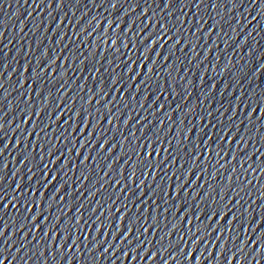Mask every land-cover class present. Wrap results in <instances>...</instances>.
<instances>
[{"label": "snow or ice", "instance_id": "obj_1", "mask_svg": "<svg viewBox=\"0 0 264 264\" xmlns=\"http://www.w3.org/2000/svg\"><path fill=\"white\" fill-rule=\"evenodd\" d=\"M32 5L61 14L53 18V35L56 47H63L57 53L51 43L41 49L38 41L40 55L34 57L33 66V60L27 58L33 55L29 46L15 85L14 90H19L15 101L8 99L10 93L5 88L11 80V75L4 79L9 66L0 63V264H85L81 245L89 257L97 253L87 264H116V252L121 253V264L129 257L136 261L137 253L141 260L147 258L148 264H192L193 260L202 264L204 254L195 253L197 245L206 240L205 248L219 245L215 253L204 257L208 264H264V50L258 52L254 63L255 44L246 54L247 62L243 56L235 63L229 57L221 67L217 59L212 71L219 67L222 74H228V82L220 84L209 76L211 83L206 85L201 78L195 89L202 95L191 106H186V101L192 96L188 90L192 81L177 88L180 81L170 76L181 57L189 64L197 60L196 48L201 42L207 45L212 40L218 47L216 40L229 32L235 42L252 23L243 21L253 7L258 6L257 15L264 17V0H251L248 7H244L245 0H32ZM126 6L125 12L117 14ZM81 8L85 11L77 17L76 10ZM100 8L108 15H93L81 25L89 11ZM137 9L139 14L126 22ZM69 15L79 31L73 30L65 43L67 32L61 33L60 26ZM52 23L50 19L45 32ZM260 23L234 52L243 50ZM21 25L23 31V22ZM224 45L227 54L229 41ZM6 49L7 44L0 47L4 53L0 60L7 61ZM204 51L206 60L212 47ZM203 63L194 66L200 68ZM70 70L87 72L91 86L87 77L83 84L69 86ZM12 71L17 68L13 66ZM72 87L79 91L68 98ZM182 93L173 107L172 101ZM137 95H141L140 109L152 97L148 107L153 119L144 116L133 124L127 110ZM78 98L82 101L79 107ZM218 100L220 107L214 112L197 113L198 105L211 109ZM181 112L176 124L173 115ZM157 113L164 119L157 121ZM189 116L197 124L182 131ZM121 124L123 129L131 125L127 135ZM173 128L175 135L169 136ZM17 132L13 143L11 136ZM249 143L252 152H248ZM10 145L21 167L6 179L4 154ZM202 178L203 184L199 183ZM253 180L259 185V195L249 204L241 193L251 197ZM241 201L248 206L244 208ZM253 205L259 209L255 215ZM161 231L163 235L156 240ZM18 233L19 241L13 239ZM173 233L178 235L174 242ZM134 234L136 240L149 238L136 244L131 239ZM101 235L105 238L99 239ZM165 239L169 240L164 248L168 260L153 246L155 240L163 247ZM186 241L191 242V248ZM125 242L129 250H124ZM73 249L75 254H71ZM110 249H114L111 254Z\"/></svg>", "mask_w": 264, "mask_h": 264}, {"label": "water", "instance_id": "obj_2", "mask_svg": "<svg viewBox=\"0 0 264 264\" xmlns=\"http://www.w3.org/2000/svg\"><path fill=\"white\" fill-rule=\"evenodd\" d=\"M143 3V0H141ZM251 4V0H245V5L244 7H248V5ZM127 10V6L125 8H120L118 9L117 14H122ZM258 6L253 7L251 11V15H246V20L243 21V23H247L248 20H251L252 23L248 24L247 28L243 29V32L240 33V35L236 36L235 42L231 40V37L234 35L233 33L229 32L227 36H224L221 34V38L219 40H216V44L218 47L213 46L212 40L208 41L207 45H204L203 42H201V45L196 48V52L199 53L197 56V60L193 61L191 64L188 63L187 60H184L183 57H181L179 60H176V57H173V60H176V66L171 69L170 76L175 78L177 81H180L176 86L177 88H182L184 84L187 83V81L191 80L192 81V86L189 87V91L192 92V96L186 101V106H191L192 104L197 103L196 97L201 96L202 93L200 90L195 89V85H197L200 82V79L203 78L205 84L207 85L208 83H211L209 80V76H213L216 81H219L220 84H224L228 82V74H222L220 72V68L217 67L215 72L212 71V65L215 63L217 59H219L220 66L222 67L227 63L228 58L230 57L235 63L237 60H240L241 56L244 57V62L248 61V56L246 55L247 52L250 50V47L255 44L256 45V52H253V63L255 62V56L258 54L260 50H264V23H260L261 20H264V17L258 16ZM51 11V16L49 15V12ZM85 9H77L76 10V16L79 17L80 15L83 14ZM140 9H137L135 13H130L128 17H126V22L130 21L131 19L135 18L136 15L139 14ZM159 11V10H157ZM221 12L227 11V9H222L220 10ZM241 13L244 12V8H241L239 10ZM29 12H31V16H29ZM102 15V16H107L108 12L105 11V9L100 8V9H92L91 11L88 12V16L85 17V19L81 22V25L86 24L88 19L93 16V15ZM152 14V10H149V15ZM234 14V13H233ZM61 15L60 13H56L53 10H46L43 7L41 8H34L32 5V0H28V3H25V0H0V32L3 33V44H0V47H3L4 44L8 45L7 51V61L0 60V63H7L9 66V70L7 73H5L4 79H7L9 75H11V80L5 84V88L7 91L10 93L8 99L10 101H15V98L18 95L19 90H14L15 85L17 84L19 78H20V70H22V67L25 63V53L28 51L29 46L32 48V53L33 55L28 56V59L33 60V66H34V57L39 56L40 52L37 50L36 45L37 42L40 41V48H46L49 43L52 44L53 48H55L56 52L59 53L60 49L63 47L61 45L60 47H56V39L57 37L53 35V32L56 31L55 27V21L53 18L58 17ZM208 15H212L211 11L209 10ZM253 17H256V19H253ZM188 18H191V13H188ZM52 19L53 23L49 30L47 32L44 31L45 27L48 24V21ZM69 20H72V24H69ZM23 22L24 27L23 31L20 30L21 28V23ZM43 22V23H42ZM258 23H260V27L257 28L256 32L252 33V36L249 37L248 39V44L244 46L243 50L241 51H235L236 45L240 43L244 36L251 31L253 27H255ZM75 20L74 18L69 15L67 19H65L64 24L60 26V32H67V36L65 37V43L68 42V38H70L73 34V30L79 31V27L75 26ZM135 31V29H134ZM239 31V29L237 30ZM259 33V35H257ZM215 39V34L213 35V38ZM228 40L229 41V46L227 50V54L224 51V41ZM78 42H74V45ZM81 49L87 48V45H80ZM206 47H212V52L207 54V59L205 60V51L204 49ZM20 52V55H17V52ZM4 53L0 52V57H3ZM85 55H87V52L85 51ZM203 60L204 63L201 64L200 68H196L194 65L198 63L199 61ZM60 63V62H58ZM171 63V61L169 62ZM13 66L17 68V71L13 73L12 69ZM59 70V69H58ZM117 73H119L120 69L116 70ZM234 71V70H233ZM69 79L68 85L71 86L73 83L76 85H81L84 83L85 77L88 78V85L91 86L92 80L91 77L88 75L87 72H84L81 74L80 72H73L69 71L68 73ZM165 75H168V73H165ZM76 77H80L79 79H76ZM161 83L163 82V76L160 77ZM261 84H264V76L261 77ZM27 88V85H25ZM218 89H219V84H218ZM231 90V89H229ZM79 91L78 87H72V91L68 93V98H71L73 95H75ZM238 91V90H237ZM247 91V89H245ZM143 92V90H142ZM83 95V94H82ZM227 97V93L225 94ZM183 97L179 96L176 98L175 101H172L173 107H175L176 103H179L180 100ZM66 98V100L68 99ZM170 99V98H169ZM141 100V95H137L136 101L133 102V105L129 107L127 111L131 113L133 116V121L132 123L135 124L136 120L147 116L149 120L153 119L151 116V109H149L148 105L152 103V97H149L148 103L145 104L143 109L139 108V101ZM54 101H55V96H54ZM161 102H163V97H161ZM82 103V101L78 98L77 99V107H79V104ZM95 104V102H93ZM220 101L218 100L217 103L213 104V107L211 109H207L206 105L204 107L197 106V113H203L207 115V111H215V108L220 107ZM5 105H7V101H5ZM225 107H227V104H225ZM243 107V106H241ZM6 110V109H5ZM224 109L222 108L221 111ZM60 111H63V107H61ZM93 112H95V108L93 107L92 109ZM165 112L169 111V109L166 107L164 109ZM182 112L181 113H175L173 115V120L175 121L176 124H179V121L181 119ZM65 119L68 118V114L65 113ZM242 118V117H240ZM9 119H11V115L9 116ZM157 121L160 119H164V116L162 113H157L156 117ZM191 122V123H189ZM215 122V119L213 120ZM16 123H19V121H16ZM207 123V121H205ZM197 124L196 119L193 117L189 116L187 119L184 120V126L181 129L186 130L188 128H191L192 125ZM31 125L29 124L26 127H30ZM15 127V124H13V128ZM165 128H168L169 125L168 123H165L164 125ZM199 127V125H198ZM121 128L123 129V125L121 124ZM9 133H11V129H6ZM131 130V125H129L128 129H123L124 135L128 134V131ZM207 130V129H206ZM176 129L173 128L172 132L169 133V136L175 135ZM19 136V133L17 132L15 136H11V139L13 143H15L16 137ZM119 139V136H118ZM260 145L257 143V147ZM11 145L9 148L8 152H5L4 158H6V161L8 162V169L7 173L8 176L6 179L11 178L12 174L15 172L17 168H20L21 165L19 163V160L16 157V153L14 151H11ZM252 146L251 143L248 145V152H252ZM261 151H264V149H261ZM102 159V157H101ZM203 159V158H202ZM255 159V157H253ZM223 163V161H222ZM118 167V166H117ZM245 168H247V164L245 165ZM26 172V167L22 170V173ZM102 174V173H101ZM127 174V173H126ZM227 173H224L226 175ZM72 174L70 173V176ZM19 177H17L18 179ZM72 179H75L74 176H72ZM194 179V177H193ZM249 180H251V177H248ZM16 181H13V184ZM201 184L204 183L203 178L199 182ZM209 183H214L213 181H209ZM261 183H264V180L261 181ZM175 186V184L173 185ZM251 197L249 198L247 193H241L245 197L246 200H248V203L250 204L253 200H256V197L259 195V185L256 184V181H252V186H251ZM51 191V190H50ZM63 195V193H62ZM84 198H87V193H85ZM99 199V197H97ZM95 203V201H93ZM243 204V207L246 208L248 205L244 204L243 201H241ZM259 203V202H258ZM243 210V208L241 209ZM259 211L258 207L256 205H253V214L255 215ZM9 221H11L12 217L8 216L6 217ZM264 227V225H262ZM11 231V226L10 229ZM114 231V229H113ZM86 234V233H85ZM163 235V231L157 234L156 240L159 239V236ZM31 239V235L28 237ZM105 237L101 235L99 239H104ZM149 237H141L140 240H136L135 234L131 237L135 241L136 244H140L143 241H146ZM13 239L19 241L20 239V234L18 233ZM108 241H111V235L109 234L107 237ZM176 239H178V235L176 233H173L171 237V241L174 242ZM195 239V238H194ZM188 244V248H191V242L186 241ZM47 243V242H45ZM117 244L119 243V240L116 242ZM208 243V241L202 242L200 245H197V252L195 253L196 256H200V253L202 252L204 255L201 257V262L202 264H208V262L204 259V257H208L209 253H215L218 250L219 245L217 244L216 248L212 247V244H208V247L205 248L204 244ZM212 243H215V234H213L212 237ZM169 244V240L165 239L163 242V247H160L159 245L156 244L155 240L153 241V246L154 248H159L160 252L163 253L164 255V260H168L169 253L164 252V248H167ZM19 245H16L13 247L12 251L15 252L16 247ZM91 245H89V248ZM124 250H129L127 242L124 244ZM148 245L145 243V248H147ZM114 249L109 250V254ZM23 249L21 250L20 255H23ZM102 251V249H101ZM143 251V250H141ZM187 251V249H186ZM81 252L84 253L82 260L87 264V261H89L92 257H95L97 253H92V257H89L87 254L86 250L83 248V245H81ZM71 254H75V249H73ZM121 253L116 252L115 257H113V260H115L116 264H121L120 260L118 257H120ZM19 259V257H18ZM181 257L177 256V261H180ZM157 260L159 261V256L157 257ZM15 264V262H14ZM20 264H23V261H20ZM29 264H32L31 261H29ZM73 264H77L76 261L73 262ZM123 264H148L147 258L144 260L140 259V253H137V259L136 261H132L131 257H129L128 260L123 261ZM160 264H163L161 261ZM171 264H177L176 261L171 262ZM192 264H195V260H193ZM235 264V262H233Z\"/></svg>", "mask_w": 264, "mask_h": 264}]
</instances>
